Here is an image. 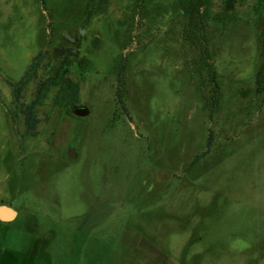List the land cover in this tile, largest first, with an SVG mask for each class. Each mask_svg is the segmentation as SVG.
<instances>
[{
    "label": "rangeland",
    "instance_id": "374dc122",
    "mask_svg": "<svg viewBox=\"0 0 264 264\" xmlns=\"http://www.w3.org/2000/svg\"><path fill=\"white\" fill-rule=\"evenodd\" d=\"M195 4L0 0V264H264V0Z\"/></svg>",
    "mask_w": 264,
    "mask_h": 264
},
{
    "label": "trees",
    "instance_id": "16d2710c",
    "mask_svg": "<svg viewBox=\"0 0 264 264\" xmlns=\"http://www.w3.org/2000/svg\"><path fill=\"white\" fill-rule=\"evenodd\" d=\"M234 1L235 0H228L229 7L233 6ZM201 2L202 0H195V3H196L195 5L199 7L201 5ZM32 68H34V64L30 65L29 69L25 72V74L23 75V77L18 83H12L10 81L7 82L12 87V92H13L15 103H18L20 101L21 88L24 85L26 78L30 74V71ZM56 85H57L56 82H50V80L40 83L37 88V94H36L35 99L29 104L22 103L20 105L21 113L24 117V123L26 126L27 134H29L31 137H35L37 135V127L39 123L41 122V119L38 118L36 115V108L41 104L43 99L46 97V94L49 91V89ZM64 89L70 95L76 93V86L72 82H68L67 86ZM213 142H214V134L212 131H210L206 150L194 157L189 168L195 165L199 160L203 159L210 152V148L212 147Z\"/></svg>",
    "mask_w": 264,
    "mask_h": 264
},
{
    "label": "water",
    "instance_id": "95a60500",
    "mask_svg": "<svg viewBox=\"0 0 264 264\" xmlns=\"http://www.w3.org/2000/svg\"><path fill=\"white\" fill-rule=\"evenodd\" d=\"M80 35H84L85 34V31L83 29L80 30ZM66 37L71 40V41H74V38L66 35ZM54 54L56 56H61L63 54V51L62 50H58L56 49L54 51ZM89 110L86 108V107H78V108H75L74 109V114L76 116H79V117H86L89 115ZM69 157L70 158H74L75 157V154L70 151L69 152ZM18 215V212L11 206H7V205H0V221L2 222H12L16 219Z\"/></svg>",
    "mask_w": 264,
    "mask_h": 264
},
{
    "label": "crops",
    "instance_id": "0c3cea01",
    "mask_svg": "<svg viewBox=\"0 0 264 264\" xmlns=\"http://www.w3.org/2000/svg\"><path fill=\"white\" fill-rule=\"evenodd\" d=\"M0 222H2V221H0ZM2 223H6L7 224V223H10V222H2Z\"/></svg>",
    "mask_w": 264,
    "mask_h": 264
}]
</instances>
